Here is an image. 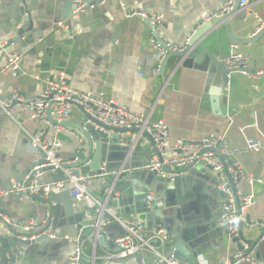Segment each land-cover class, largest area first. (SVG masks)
Here are the masks:
<instances>
[{
    "label": "crops",
    "instance_id": "0c3cea01",
    "mask_svg": "<svg viewBox=\"0 0 264 264\" xmlns=\"http://www.w3.org/2000/svg\"><path fill=\"white\" fill-rule=\"evenodd\" d=\"M74 1L0 0V91L4 95L18 92L37 97L48 80L64 73L67 82L79 91L102 92L133 112L149 116L153 123L163 121L169 127L171 141L200 140L204 135L217 134L226 135L231 146L240 151L245 150L250 142L264 144V78L254 80L239 73L232 74L229 90L224 91L222 100L217 103L218 79L212 80L208 73L194 65L185 66L178 57L169 59L164 72L161 69L159 73L151 71L159 53L152 39L160 44L188 46L204 24L205 14L221 8L228 0H104L94 5L91 3L95 0L91 3L83 0L87 6L93 7H87L73 22ZM251 1L244 11L247 20L237 21L240 13L233 17L231 25H217L201 39L197 50L208 51L222 61L230 56L235 46L229 41V31L239 38L264 31V0ZM133 11L161 15L162 23L153 34L147 21L138 17L127 18L126 15ZM62 23L74 25L67 31L60 27ZM10 42L13 44L5 51ZM236 47V51L251 56L253 69L264 67V34L254 43ZM15 55L21 56L17 71L3 73L9 59ZM15 117L17 122L0 112V192L10 190L25 171L40 160L30 145L28 134L18 123L31 135L43 129L46 123L33 119L27 111L16 110ZM83 122L81 109H74L67 124H63L65 131L60 135L62 147L58 154L64 161L82 151L80 148L84 144L81 143L83 137L79 127ZM109 134L119 141V146L127 149V156H114L111 162L105 156V164L123 165L128 171L131 166L140 167L145 162L148 152L137 150L139 144H136L134 133ZM233 161L245 174L253 176V183L243 180L240 184L242 193L253 197L248 219L253 223H264V150L241 153ZM207 175L209 179H215L214 172L209 171ZM51 176H42L38 185L53 188ZM180 184L189 187L184 178ZM151 187L161 190L154 183ZM91 189L98 194L103 192L101 184L95 180H91ZM217 191V198L209 195L214 198L211 203L218 216L216 227L210 228L208 234L213 233V236L197 250L202 251L196 260L199 264H224L239 255L240 242L234 243L226 228L219 225L225 194ZM68 195L70 193L65 196L66 200ZM58 197L61 202L64 200L62 193ZM70 199L71 217L86 212L71 195ZM103 206L114 209L119 216L140 217L133 204L121 199L120 194L109 196ZM0 207L8 211L10 219L5 218L13 223H26L32 218L43 225L48 222L45 205L39 200L25 198L19 202L8 196L0 199ZM99 214L95 220L102 216ZM69 219L70 216L68 218L66 211L62 210L57 228L52 232L54 237L50 236L47 242L30 246L10 242V248L19 255L16 264H139V256L124 259L116 256L118 251L111 240L121 234V227L108 233L109 247L93 244L85 238L81 242L82 258L91 262H73L75 244L66 237H77L81 227L74 218L69 224ZM155 231L156 228L146 225L147 237H152ZM262 232L259 227L246 225L242 229L245 239L257 242L252 249L255 261L264 263ZM154 245L159 248L160 243ZM165 247L159 250H165ZM154 256L147 255V264H160ZM240 264L251 263L243 261Z\"/></svg>",
    "mask_w": 264,
    "mask_h": 264
},
{
    "label": "built area",
    "instance_id": "2783aa9c",
    "mask_svg": "<svg viewBox=\"0 0 264 264\" xmlns=\"http://www.w3.org/2000/svg\"><path fill=\"white\" fill-rule=\"evenodd\" d=\"M251 4V0H240L239 8L243 10ZM121 6L125 7L122 2ZM235 7L236 0H228L221 8L208 11L204 16L203 23L225 17ZM86 8L87 5L82 0L74 1L73 22L78 19L80 13ZM126 16L127 18L138 17L147 21L153 30V34L163 19L161 15H148L139 11H133ZM255 17L258 18L257 15ZM72 25L74 24L62 23L60 27L70 31ZM152 42L155 43V49L159 53L156 64L151 71L159 73L167 53L169 51H177L181 47L173 44H165L163 46L155 38L152 39ZM233 48L234 50L230 56L222 60L226 67L232 71L228 74V83L225 91L229 90V79L234 73H239L254 80L264 78V67L253 69L251 56L236 51V45ZM20 60V55L11 57L3 69V73L7 71L16 72ZM79 107L83 108L86 114L84 115L83 113L84 130L91 124V121L86 117L88 115L110 127L138 131L134 133L136 135V144L143 143L148 149V155L151 158L149 162L139 168L140 170L154 172L158 178L174 182L186 174L184 170L189 166L212 168L216 177V187L225 194L224 202L221 205L219 225L226 228L231 238L240 236L241 225L251 228L259 227L263 231L261 239L264 241V223H253L248 219L249 210L253 205V197L242 193L240 190V184L243 180L253 183V176L245 174L242 167L233 161L241 153H258L264 150V144L250 142L245 150L240 151L231 146L226 135L217 134L204 135L200 140L176 139L171 141L169 127L163 121L153 123L150 121L149 116L133 112L129 107L121 105L102 92L79 91L67 82L64 73H60L55 79L48 80L45 89L37 97H28L18 92L4 95L0 91V112L7 117L17 122L15 117L16 110L27 111L32 115L33 119H41L46 123L43 129L33 135L29 134L21 123H18L28 134L33 151L39 157L42 154L45 155L46 164L34 169L36 174L30 178L31 186L29 188H26L24 184L15 183L10 190L0 192V199L11 195H22L24 199H32L33 196L43 198L51 191V187H45L43 189L45 195H41V187L38 185V180L44 175L54 174L56 171L62 170L63 166L68 163V161L60 158L58 154L59 149L62 147L60 135L65 131L63 123L68 121L72 116L73 110L79 109ZM51 119L56 120L57 124H54ZM81 135L83 137L81 138V143L84 145L81 146L80 150L83 152L87 146H85L86 139L82 132ZM153 143L156 145V149L153 147ZM102 170L107 171V164L103 163ZM64 172L69 178L71 198L77 205L84 206L86 212L90 209H95L96 215L100 213L99 216L104 211H107L111 215V219L106 221L105 225L113 223L120 225L123 234L117 236L114 240V244L118 249L116 256L122 259L139 256V264H147V255L153 254L160 258V262H158L160 264H188L173 256L169 257L159 253L160 247L165 245L167 238L162 229L156 230L152 237H147L145 233L146 225L139 218L119 216L114 209H109V207H104V210H102L103 204L90 191L92 179L82 175H73L70 170H64ZM115 173L116 171H112V174ZM61 187L64 186L61 185ZM146 205L149 211H155L153 193H149L146 196ZM6 218H3L0 228H6L7 225H10L23 233H33L41 228V222L38 219L32 218L24 224H18ZM50 236L54 237L52 234ZM34 239H36L34 236L30 238V240ZM66 240L75 244V253L71 260L79 262L84 255L79 237H66ZM154 241L160 243L159 248L154 245ZM243 261L251 264H264L263 262L255 261L254 250H247L244 254H239L235 260L227 261L224 264H240Z\"/></svg>",
    "mask_w": 264,
    "mask_h": 264
},
{
    "label": "water",
    "instance_id": "95a60500",
    "mask_svg": "<svg viewBox=\"0 0 264 264\" xmlns=\"http://www.w3.org/2000/svg\"><path fill=\"white\" fill-rule=\"evenodd\" d=\"M91 1L93 0H84L85 3H91ZM103 1L104 0H100L98 2L95 0L96 3H91V5L98 4ZM239 3L240 0H236V7L229 15L204 23L201 27H199L188 46L184 48L181 47L179 50L174 52L169 51L161 64V71H165L166 65L172 57H178L180 59L179 62H182L187 67L194 65L195 68L208 73L212 80L215 78L218 79V85H220V88L216 91V102L220 103L223 98L221 95L224 93L225 87L228 83V74L232 71L210 52H205V50L199 52L197 50V46L201 39L213 30L214 27L217 25H231L233 17L238 16V14L241 13V15L237 17V21L247 20V13L244 12L245 9L242 11V9L239 8ZM91 5H88L87 7L89 8ZM20 33L22 32L20 31L19 34ZM263 34L264 31H260L253 36L239 38L236 37L233 32L229 31L227 36L232 44L244 45L256 42ZM12 44L13 42H10L9 46L5 47L4 50L7 51ZM162 45L165 46V43H162ZM79 109H81L84 113L83 108L79 107ZM84 115L86 114L84 113ZM86 117L91 121V124L86 127V130H84L83 122L79 129L85 136V146H87V150L73 154L68 160V163L63 166V169L70 170L73 175L86 176L89 179L95 180L98 184H101L103 189L101 194H98L93 191V189H90L94 197L101 204H105L109 196L117 197V194H120L121 199L127 200L133 204L135 211L140 216L139 218L149 228H156L157 231L162 229L167 238L165 240V250H160V254H165L169 257L173 256L174 258L188 264H199L196 260L202 255V251L197 250L202 246V244L207 242L211 236H213V233L208 234V231L210 228L216 227L215 219L218 217L211 203L214 198H210V196L217 198L219 193L216 189V177L215 179H209L207 175L209 171L213 172L212 168H201L198 166L187 167L184 170L187 175L183 178L189 182V187H185L180 184L183 178L178 179L179 181L176 180L172 182L171 180H162L158 178L157 174L154 172L140 170V167H143L150 161L151 158L149 155L145 156V162L141 164L140 167L131 166V169H128L127 171L123 169V165L107 164V171H103L102 166L105 156L106 158L108 156L109 162L113 160L114 156H127V149L119 146V141L115 139V137H111L109 132L136 133L138 131H129L126 129L110 127L88 115ZM51 121L54 124H57L56 120L51 119ZM63 124H67V121ZM152 145L156 149V145L154 143ZM137 150H145L148 152V149H146L143 143L139 144V149ZM44 164H46L45 155L42 154L38 163L28 168L16 181V184H24L26 188H29L31 186L30 178L36 174L34 169ZM63 169L52 174L50 185H52L53 188L45 197H32L33 201L39 200L45 205L46 215H48V222L46 225L41 224L40 230L33 233L20 232L15 227L10 225H7L6 228H0V264H16L17 262L19 255L15 254L10 248V242H15L25 246L47 242L50 238V234H52V232H54L57 228L58 218L62 210L66 211L68 218L70 216L68 221L69 224L72 222L70 220L74 218L75 222L80 225L81 232L78 235L80 243L85 238H88V240L93 244L109 247L107 237L108 233L113 231V228H120L119 224L113 223L105 225V222L111 219V215L107 211H104L102 216L95 220V209H90L88 212L80 213L75 217H71L73 209L70 201V195H68V200L65 199V196L70 193L71 186H69V178L66 176ZM112 171H116V173L112 174ZM141 182L142 184H140ZM153 183L160 187L161 190H154L151 187L153 186ZM59 185L64 187L60 188L58 187ZM39 186L41 187L40 194L45 195L43 189L46 185L40 184ZM61 193L64 199L62 202L58 197ZM149 193L154 194L156 202L155 211H149L146 205V196ZM11 196L15 197L19 202L24 200L22 195ZM104 207L106 208L107 206H103L102 210H104ZM2 216L8 218L9 213L0 207L1 221ZM21 223L24 222H19V224ZM242 229L243 226L241 225V234L238 238H231L234 243L240 242L238 246L239 254H244L247 250H252L257 243L256 241L251 242L245 239ZM119 230L120 232H118L123 234L122 229L120 228ZM33 236L36 237V239L30 240ZM116 237L111 240L113 244ZM154 243L157 244L159 242L154 241ZM154 257L157 262H160V258L158 256ZM82 262L91 261L81 258L79 263Z\"/></svg>",
    "mask_w": 264,
    "mask_h": 264
},
{
    "label": "rangeland",
    "instance_id": "374dc122",
    "mask_svg": "<svg viewBox=\"0 0 264 264\" xmlns=\"http://www.w3.org/2000/svg\"><path fill=\"white\" fill-rule=\"evenodd\" d=\"M155 207H156V202H155Z\"/></svg>",
    "mask_w": 264,
    "mask_h": 264
}]
</instances>
